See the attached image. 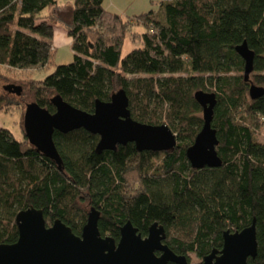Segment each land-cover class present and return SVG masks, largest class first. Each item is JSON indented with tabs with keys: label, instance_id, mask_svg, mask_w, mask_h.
<instances>
[{
	"label": "trees",
	"instance_id": "16d2710c",
	"mask_svg": "<svg viewBox=\"0 0 264 264\" xmlns=\"http://www.w3.org/2000/svg\"><path fill=\"white\" fill-rule=\"evenodd\" d=\"M58 1L0 0V67L43 69L51 62L54 21L45 12L58 10ZM158 1L162 13L125 19L104 0H74L67 25L73 61L30 81V103L55 113L52 99L60 96L93 113L98 100L123 89L132 118L167 125L177 135L175 149L139 151L128 143L99 152L98 135L56 131L59 165L0 127V244L17 242L20 211L42 210L47 226L60 219L79 236L95 209L103 237L118 242L127 221L145 237L157 222L165 243L190 262V253L203 260L222 249L224 232L256 219L258 251L248 264H264V144L256 138L264 95L250 96L252 84L264 88V0ZM140 25L141 46L122 57L127 35ZM243 42L255 54L249 81L236 51ZM197 91L217 99L219 167L195 169L186 155L204 125ZM6 92L0 111L18 104Z\"/></svg>",
	"mask_w": 264,
	"mask_h": 264
},
{
	"label": "water",
	"instance_id": "95a60500",
	"mask_svg": "<svg viewBox=\"0 0 264 264\" xmlns=\"http://www.w3.org/2000/svg\"><path fill=\"white\" fill-rule=\"evenodd\" d=\"M245 62L244 76L249 81L254 70V52L246 42L236 47ZM5 90L21 96L23 88L10 84ZM264 88L250 86V96L258 99ZM196 100L203 107L204 125L187 149L186 155L195 169L219 167V144L212 127L215 94L197 91ZM55 113L36 103L26 106L23 129L29 144L43 155L61 165L54 142L56 131L69 133L78 129L98 135V151L114 150L119 145L134 143L139 151H172L177 145V135L165 124L150 125L132 118L129 98L121 89L110 101H97L93 113L83 111L64 101L60 96L52 99ZM100 212L92 209L81 235H76L60 219L47 226L42 210L29 208L16 216L19 238L13 244H0V264H191L184 255H177L166 243V230L159 223L150 226L148 235L142 236L127 221L120 229L118 242L110 236L103 237L98 227ZM258 251L256 219L241 231H226L222 249L205 256L201 264H248Z\"/></svg>",
	"mask_w": 264,
	"mask_h": 264
},
{
	"label": "rangeland",
	"instance_id": "374dc122",
	"mask_svg": "<svg viewBox=\"0 0 264 264\" xmlns=\"http://www.w3.org/2000/svg\"><path fill=\"white\" fill-rule=\"evenodd\" d=\"M72 2L74 0H59L60 8L48 9L45 13L47 16L52 15L54 21V36L52 39L54 47V56L51 62L43 69L31 68L19 70L10 67H0V96L5 95V87L10 84L24 86V94L18 97L10 94L14 102L18 104L12 105L7 110L0 111V127L11 131L14 137L21 141L25 140V134L22 127L23 116L26 104L34 100L33 94L30 91V81L43 80L48 75L53 73L57 66L66 65L73 61L72 40L68 35L67 25L70 24ZM104 7L111 13L118 14L125 19L133 18L141 14L154 11L156 14L162 13L161 5L158 0H104ZM143 26H136L127 35L122 57L126 56L131 50L141 46L139 42V34L144 32ZM29 81V82H28ZM256 138L264 144V120L260 122V127L256 131ZM131 188L134 190L138 184V176L132 173L129 177ZM192 264H200L202 260L194 253L189 254Z\"/></svg>",
	"mask_w": 264,
	"mask_h": 264
},
{
	"label": "flooded vegetation",
	"instance_id": "af4514ba",
	"mask_svg": "<svg viewBox=\"0 0 264 264\" xmlns=\"http://www.w3.org/2000/svg\"><path fill=\"white\" fill-rule=\"evenodd\" d=\"M192 264V263H191ZM201 264V263H200Z\"/></svg>",
	"mask_w": 264,
	"mask_h": 264
}]
</instances>
